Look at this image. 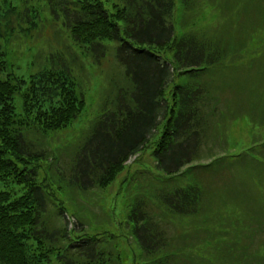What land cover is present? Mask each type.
Instances as JSON below:
<instances>
[{
  "label": "trees",
  "instance_id": "16d2710c",
  "mask_svg": "<svg viewBox=\"0 0 264 264\" xmlns=\"http://www.w3.org/2000/svg\"><path fill=\"white\" fill-rule=\"evenodd\" d=\"M108 1L0 0V181L10 187L0 190V264H264V239L250 250L243 238L252 232L245 233L240 217L233 219L225 205L206 208L205 174L227 154L210 162L201 154L205 105L219 101L228 85L223 78L242 68L238 62L251 70L264 53V0ZM45 15L49 25L67 31L63 52L37 41ZM108 47L125 83L99 90L92 131L77 144L67 172L50 163L62 153L50 138L81 115L88 104L84 69L100 64ZM20 54L39 68L19 73ZM160 124L150 155L169 176L145 188L136 171L128 174L103 200L124 197L121 219L114 220L111 208L107 219L86 223L82 217H94L82 216L85 194L111 188L130 157L131 164L139 161ZM34 130L50 135L49 183L37 181L48 151L31 139ZM253 183L263 187L264 176ZM260 212L264 217V207ZM173 217L179 223L195 218L205 234L172 238L160 222Z\"/></svg>",
  "mask_w": 264,
  "mask_h": 264
},
{
  "label": "rangeland",
  "instance_id": "374dc122",
  "mask_svg": "<svg viewBox=\"0 0 264 264\" xmlns=\"http://www.w3.org/2000/svg\"><path fill=\"white\" fill-rule=\"evenodd\" d=\"M35 1L38 2V0ZM109 3L110 0L107 4ZM175 6H178L177 2H175ZM18 8L22 9V6H18ZM243 15L246 18L245 14ZM248 15L252 17L253 23L258 21L254 13H249ZM40 23L43 27L37 33V41H40L49 50L55 49L63 52L67 42L66 36L68 34H65L67 31L64 30L65 32L63 33V29H59V26L53 27V25H49V15L42 16ZM249 24H251V21H249ZM17 43H20V49L25 47L24 41L17 39ZM111 47H108V53L100 64L92 67V64L89 66L87 63V68L84 69L85 75L88 72V78L84 83V90H87L88 104L81 115L74 124L66 129L53 133L55 138H50V147H59L62 152H59L60 155H56L54 161L50 163L53 165L57 164V166L58 164L63 165L67 172L71 170L73 152L77 149L76 146L87 138L86 134L88 132L92 131L93 126H91V123L98 112L97 100L99 90L106 85L108 86L110 83H118L121 85L125 83L122 66L116 60ZM41 57H43V52L39 51L36 58L40 59ZM90 60L91 57L89 58ZM238 64L242 67L240 70H233L223 78L228 85L224 91L219 92L222 96H218V103L215 100H209L204 107L205 114H207V129L205 136H203V149L201 154L205 155V158L202 160L209 162L214 159L213 155L227 154L226 160L217 164L218 166L221 165V167L214 166L210 171L207 170L204 177V186L206 187L204 199L206 200L207 209L212 210L225 205V210L232 212L230 216L233 219L240 217L241 221L246 223L247 230L245 233L252 232V237H244L243 241L252 250L256 248L260 240L264 239V217L261 216L260 212L261 207H264V186L257 187L253 183L254 177L264 176V73L261 74L260 72V68L264 67V53H261V56L255 59L254 67L251 70L247 69L245 64L241 62H238ZM38 68L39 65L31 66L28 63V58L20 54L19 73H32ZM114 80L116 81L113 82ZM238 84L242 85V89L239 91L237 88ZM105 93L107 94V91ZM114 96L112 94L109 100ZM93 100L95 101L93 102ZM162 129L163 126L160 124L158 130L151 137L149 146L142 151L137 159L139 161L136 160L137 162L131 164L134 156L128 159L124 170L111 183V188L105 192L99 193L96 190L95 193L93 192L90 195L85 194L86 199L83 201L82 216L91 214L94 217L91 222L87 218L82 217L86 223L89 222L93 225L102 218L107 219V212L111 208L116 210L114 220L121 219L119 211L127 208L124 197L122 198L119 193L117 198H114V202L103 200L111 199L114 196L119 183L128 174L136 171V176L140 177L141 182L146 183L145 188H148L152 182L160 185V180L169 176L168 174L163 175V171L156 167L153 155H150L158 139V131L161 132ZM210 131L214 132V138H212ZM31 137L34 142V137L39 138L36 142L40 143L48 151V158L42 159V164L37 169V181L41 182L43 178H46V182L49 183L47 176L49 175L50 135L47 133L42 137L40 132L34 130ZM229 142L232 143V148H226L230 146ZM37 147L39 146L37 145ZM63 147L64 149H62ZM65 147L70 150L67 151ZM259 147L262 148L260 152L257 151ZM155 175H157V180L154 179ZM131 180H134V178H131ZM168 182V180H164L162 187L165 188ZM3 189H10V187L0 181V190ZM150 205L157 212V215L161 216L158 213L160 210L159 206L152 203L148 204V207ZM239 211L244 212L245 215L235 217L237 212L239 214ZM224 218L226 219L227 216L224 215ZM194 219L189 223L186 221L185 223H179L173 217L169 221L166 219L160 223L164 225L168 235L172 238H189V240H193L205 234L201 227L196 228L198 223ZM73 220L71 218V221ZM52 221L58 223L59 220L53 217ZM260 226L263 229H260ZM196 230H200V234L197 233L196 235ZM122 231L128 234L124 227ZM129 238L131 237L129 236Z\"/></svg>",
  "mask_w": 264,
  "mask_h": 264
}]
</instances>
